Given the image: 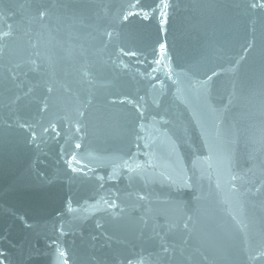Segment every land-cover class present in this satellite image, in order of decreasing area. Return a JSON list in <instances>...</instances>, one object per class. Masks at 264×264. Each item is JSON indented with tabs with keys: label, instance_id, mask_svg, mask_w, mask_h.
Masks as SVG:
<instances>
[{
	"label": "water",
	"instance_id": "water-1",
	"mask_svg": "<svg viewBox=\"0 0 264 264\" xmlns=\"http://www.w3.org/2000/svg\"><path fill=\"white\" fill-rule=\"evenodd\" d=\"M0 264H264V0H0Z\"/></svg>",
	"mask_w": 264,
	"mask_h": 264
}]
</instances>
